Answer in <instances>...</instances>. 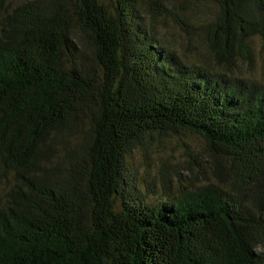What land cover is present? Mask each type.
<instances>
[{
  "label": "trees",
  "instance_id": "16d2710c",
  "mask_svg": "<svg viewBox=\"0 0 264 264\" xmlns=\"http://www.w3.org/2000/svg\"><path fill=\"white\" fill-rule=\"evenodd\" d=\"M12 1L0 264H264V81L237 71L264 44V0ZM192 1L212 11L194 20ZM167 20L209 60L172 46ZM184 136L203 142L195 181L133 168Z\"/></svg>",
  "mask_w": 264,
  "mask_h": 264
},
{
  "label": "rangeland",
  "instance_id": "374dc122",
  "mask_svg": "<svg viewBox=\"0 0 264 264\" xmlns=\"http://www.w3.org/2000/svg\"><path fill=\"white\" fill-rule=\"evenodd\" d=\"M194 1L185 5L189 11H192V19H201L212 11V7L209 5ZM18 2L20 1L13 0L12 5ZM159 29V33L167 36L172 46L190 58L195 59L204 55L200 43L190 42L185 33L180 31L170 20H167ZM251 43L253 61L241 62L237 68L238 74L246 78L264 81V44L257 37ZM203 156L204 150L201 139L196 136H184L154 141L144 151L133 152L130 161L133 168L137 170L136 172H139L146 180L162 184L163 181L167 180L166 174L172 178L173 175L171 174L175 172H179L182 178L186 180L193 179L195 181L196 169L200 172L204 170L197 167L199 164L202 168L204 167ZM189 167L194 169L193 173ZM176 176L172 178L173 182ZM8 177L10 178L9 175ZM7 185L8 181L0 180V199L3 197Z\"/></svg>",
  "mask_w": 264,
  "mask_h": 264
}]
</instances>
